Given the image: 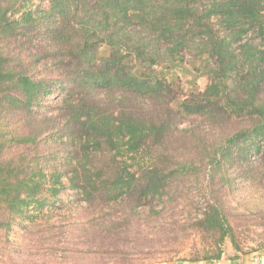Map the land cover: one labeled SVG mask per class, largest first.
Instances as JSON below:
<instances>
[{
    "label": "trees",
    "instance_id": "obj_1",
    "mask_svg": "<svg viewBox=\"0 0 264 264\" xmlns=\"http://www.w3.org/2000/svg\"><path fill=\"white\" fill-rule=\"evenodd\" d=\"M230 171L264 185V0H0L6 235L70 196L97 216L85 235H121L203 174L197 225L219 237L198 261L221 259L227 238L245 253L220 201Z\"/></svg>",
    "mask_w": 264,
    "mask_h": 264
},
{
    "label": "rangeland",
    "instance_id": "obj_2",
    "mask_svg": "<svg viewBox=\"0 0 264 264\" xmlns=\"http://www.w3.org/2000/svg\"><path fill=\"white\" fill-rule=\"evenodd\" d=\"M196 67H200V61ZM189 68L193 71L192 65ZM181 76L186 90H190L195 74ZM211 83L208 75L196 82L200 91ZM62 97L54 95L51 102ZM252 173L230 171V182L225 181L219 192L235 243L238 238L245 252L257 249V243L264 239V185ZM219 175H224V170ZM208 182V177L200 174L175 186L168 203L157 201L154 212H143L129 225L130 231L111 237L85 235L97 216L85 202L78 203L77 197L70 196L63 204L42 210L33 205L12 223L7 235L0 230V264H166L202 260L215 250L219 237L197 225L211 202ZM222 248L226 255L237 254L230 238Z\"/></svg>",
    "mask_w": 264,
    "mask_h": 264
},
{
    "label": "crops",
    "instance_id": "obj_3",
    "mask_svg": "<svg viewBox=\"0 0 264 264\" xmlns=\"http://www.w3.org/2000/svg\"><path fill=\"white\" fill-rule=\"evenodd\" d=\"M166 264H264V249L237 254L229 252L219 260L180 261Z\"/></svg>",
    "mask_w": 264,
    "mask_h": 264
}]
</instances>
